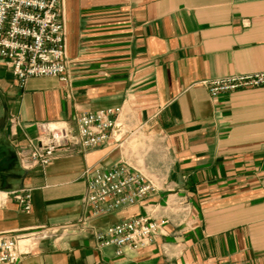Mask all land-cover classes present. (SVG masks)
<instances>
[{"label": "crops", "instance_id": "crops-1", "mask_svg": "<svg viewBox=\"0 0 264 264\" xmlns=\"http://www.w3.org/2000/svg\"><path fill=\"white\" fill-rule=\"evenodd\" d=\"M68 84L19 86L0 58V233L18 264H264V86L210 95L202 81L264 71V0H62ZM118 108L103 143L59 148L25 168L17 147L41 123ZM11 119L18 121L12 126ZM124 160L155 185L144 201L81 221L85 167ZM156 209L167 222L138 249L98 248L94 231Z\"/></svg>", "mask_w": 264, "mask_h": 264}, {"label": "built area", "instance_id": "built-area-1", "mask_svg": "<svg viewBox=\"0 0 264 264\" xmlns=\"http://www.w3.org/2000/svg\"><path fill=\"white\" fill-rule=\"evenodd\" d=\"M65 19L62 0H0V58L12 71L18 85L29 77L54 76L68 84L65 51ZM210 95L236 89L264 86V71L229 74L202 81ZM118 108L78 113L73 123H41L35 135L17 147L21 165H46L59 148L80 152L106 141L115 127ZM12 126L17 125L11 119ZM82 203L86 214L81 221L110 214L125 206L144 201L155 190L153 182L127 161L119 160L106 168L85 167ZM1 193V192H0ZM10 195L22 211L31 210L30 190L17 188ZM150 212L124 218L97 229L93 237L98 248L111 246L115 255L124 248L138 249L151 244L167 222L164 215ZM55 229L35 227L23 234L0 233V264H18L20 239L46 238Z\"/></svg>", "mask_w": 264, "mask_h": 264}, {"label": "bare ground", "instance_id": "bare-ground-1", "mask_svg": "<svg viewBox=\"0 0 264 264\" xmlns=\"http://www.w3.org/2000/svg\"><path fill=\"white\" fill-rule=\"evenodd\" d=\"M0 194H3V193H0Z\"/></svg>", "mask_w": 264, "mask_h": 264}, {"label": "rangeland", "instance_id": "rangeland-1", "mask_svg": "<svg viewBox=\"0 0 264 264\" xmlns=\"http://www.w3.org/2000/svg\"><path fill=\"white\" fill-rule=\"evenodd\" d=\"M146 247V246H145ZM143 248V247H142Z\"/></svg>", "mask_w": 264, "mask_h": 264}]
</instances>
